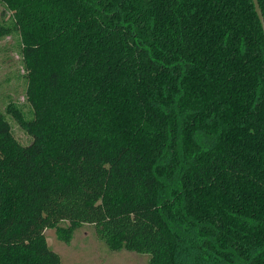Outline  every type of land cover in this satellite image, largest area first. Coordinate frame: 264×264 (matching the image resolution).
Here are the masks:
<instances>
[{
	"label": "trees",
	"instance_id": "obj_1",
	"mask_svg": "<svg viewBox=\"0 0 264 264\" xmlns=\"http://www.w3.org/2000/svg\"><path fill=\"white\" fill-rule=\"evenodd\" d=\"M24 120L0 114V264L93 225L148 264H264V36L251 0H0ZM264 17V0H258Z\"/></svg>",
	"mask_w": 264,
	"mask_h": 264
},
{
	"label": "rangeland",
	"instance_id": "obj_2",
	"mask_svg": "<svg viewBox=\"0 0 264 264\" xmlns=\"http://www.w3.org/2000/svg\"><path fill=\"white\" fill-rule=\"evenodd\" d=\"M0 25L13 29L11 12L0 2ZM21 39L16 30L0 38V114L8 122L14 138L22 145L29 143L9 107L30 120L33 112L26 99V73L22 59ZM48 246L61 264H148L147 255L127 251H110L100 240L93 225L84 224L72 233L68 243L57 239L56 231H45Z\"/></svg>",
	"mask_w": 264,
	"mask_h": 264
},
{
	"label": "water",
	"instance_id": "obj_3",
	"mask_svg": "<svg viewBox=\"0 0 264 264\" xmlns=\"http://www.w3.org/2000/svg\"><path fill=\"white\" fill-rule=\"evenodd\" d=\"M251 1H252L253 6H254V11H255L256 16L258 18V21L260 22L262 33L264 36V17H263L259 2H258V0H251Z\"/></svg>",
	"mask_w": 264,
	"mask_h": 264
}]
</instances>
